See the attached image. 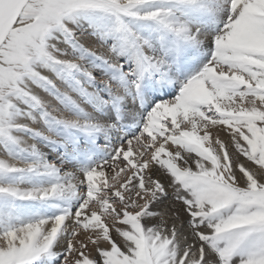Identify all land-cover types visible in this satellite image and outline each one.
<instances>
[{
  "label": "snow or ice",
  "instance_id": "obj_1",
  "mask_svg": "<svg viewBox=\"0 0 264 264\" xmlns=\"http://www.w3.org/2000/svg\"><path fill=\"white\" fill-rule=\"evenodd\" d=\"M0 264H264V0H0Z\"/></svg>",
  "mask_w": 264,
  "mask_h": 264
}]
</instances>
